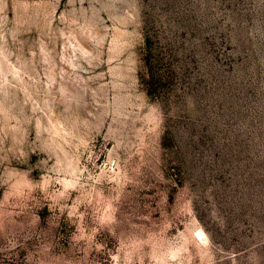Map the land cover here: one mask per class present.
I'll return each mask as SVG.
<instances>
[{
    "label": "rangeland",
    "instance_id": "rangeland-1",
    "mask_svg": "<svg viewBox=\"0 0 264 264\" xmlns=\"http://www.w3.org/2000/svg\"><path fill=\"white\" fill-rule=\"evenodd\" d=\"M0 264H264V0H0Z\"/></svg>",
    "mask_w": 264,
    "mask_h": 264
},
{
    "label": "trees",
    "instance_id": "trees-1",
    "mask_svg": "<svg viewBox=\"0 0 264 264\" xmlns=\"http://www.w3.org/2000/svg\"><path fill=\"white\" fill-rule=\"evenodd\" d=\"M146 83H148V82H146ZM150 84H151V83H150ZM148 93H149L150 95H153V93H154V95H157L158 92H152V91H149V90H148Z\"/></svg>",
    "mask_w": 264,
    "mask_h": 264
}]
</instances>
